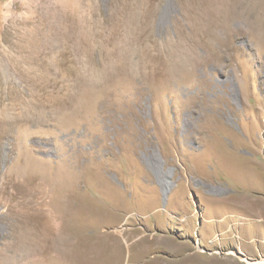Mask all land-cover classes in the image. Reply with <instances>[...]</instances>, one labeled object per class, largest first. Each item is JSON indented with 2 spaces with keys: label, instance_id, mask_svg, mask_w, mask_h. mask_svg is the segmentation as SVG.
<instances>
[{
  "label": "rangeland",
  "instance_id": "rangeland-1",
  "mask_svg": "<svg viewBox=\"0 0 264 264\" xmlns=\"http://www.w3.org/2000/svg\"><path fill=\"white\" fill-rule=\"evenodd\" d=\"M264 259V0H0V264Z\"/></svg>",
  "mask_w": 264,
  "mask_h": 264
},
{
  "label": "bare ground",
  "instance_id": "bare-ground-1",
  "mask_svg": "<svg viewBox=\"0 0 264 264\" xmlns=\"http://www.w3.org/2000/svg\"><path fill=\"white\" fill-rule=\"evenodd\" d=\"M247 263L248 264H264V259L257 261V262H251V261L247 260Z\"/></svg>",
  "mask_w": 264,
  "mask_h": 264
}]
</instances>
